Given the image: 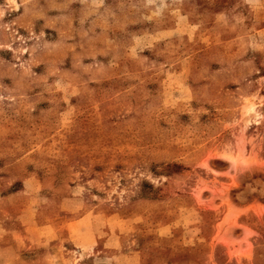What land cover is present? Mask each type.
Masks as SVG:
<instances>
[{
	"label": "rangeland",
	"instance_id": "374dc122",
	"mask_svg": "<svg viewBox=\"0 0 264 264\" xmlns=\"http://www.w3.org/2000/svg\"><path fill=\"white\" fill-rule=\"evenodd\" d=\"M0 264H264V0H0Z\"/></svg>",
	"mask_w": 264,
	"mask_h": 264
}]
</instances>
